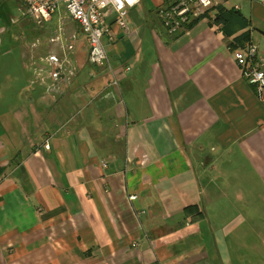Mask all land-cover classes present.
<instances>
[{
  "label": "crops",
  "instance_id": "1",
  "mask_svg": "<svg viewBox=\"0 0 264 264\" xmlns=\"http://www.w3.org/2000/svg\"><path fill=\"white\" fill-rule=\"evenodd\" d=\"M168 4L141 0L125 28L110 15L96 67L61 8L0 69V264H232L235 206L248 177L264 187V104L233 52L264 51V4L218 0L225 20L175 36Z\"/></svg>",
  "mask_w": 264,
  "mask_h": 264
},
{
  "label": "built area",
  "instance_id": "2",
  "mask_svg": "<svg viewBox=\"0 0 264 264\" xmlns=\"http://www.w3.org/2000/svg\"><path fill=\"white\" fill-rule=\"evenodd\" d=\"M19 1L24 5L26 15L39 29L62 8L69 19L79 27L88 47V62L95 67L108 63L103 38L111 34L109 16H113L114 22L120 28H125V12L141 3V0ZM260 1L264 4V0ZM217 4L218 0H169L168 6L158 9V17L167 34L175 36L187 30L186 26L195 20L205 17L213 20ZM233 57L242 78L254 88L256 98L264 104V51L250 43L234 51ZM47 62L51 68L49 77L52 86L64 84L67 78V64L56 56L48 57ZM112 82L114 85L117 83L115 78ZM102 167L107 168V165L102 164ZM130 200H136V196H130Z\"/></svg>",
  "mask_w": 264,
  "mask_h": 264
},
{
  "label": "rangeland",
  "instance_id": "3",
  "mask_svg": "<svg viewBox=\"0 0 264 264\" xmlns=\"http://www.w3.org/2000/svg\"><path fill=\"white\" fill-rule=\"evenodd\" d=\"M39 38V27L26 15L24 5L19 0H0V40L4 41L0 69H20V45L26 42L28 48L34 50L31 46ZM235 207V213L246 214L248 220H244L240 234L236 236L237 242L232 239L235 245L231 246L233 251L229 252L230 261L232 264H264L263 185L258 184L252 176L248 177V203H237ZM238 217V214L235 215L237 220ZM224 257L228 258V253H224Z\"/></svg>",
  "mask_w": 264,
  "mask_h": 264
},
{
  "label": "trees",
  "instance_id": "4",
  "mask_svg": "<svg viewBox=\"0 0 264 264\" xmlns=\"http://www.w3.org/2000/svg\"><path fill=\"white\" fill-rule=\"evenodd\" d=\"M225 18H226L225 13H223L222 10H218L217 14L215 15V21L216 22H221V21L225 20ZM195 21H193L191 24L186 26V28H190L194 24ZM194 209L195 208H193V207H188L185 210L189 214V213H192V212L194 213L195 212ZM198 215H200V214L197 213L196 216H198Z\"/></svg>",
  "mask_w": 264,
  "mask_h": 264
}]
</instances>
